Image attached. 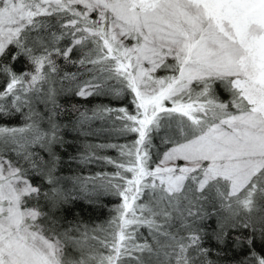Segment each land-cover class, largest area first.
Here are the masks:
<instances>
[{
	"label": "snow or ice",
	"instance_id": "obj_1",
	"mask_svg": "<svg viewBox=\"0 0 264 264\" xmlns=\"http://www.w3.org/2000/svg\"><path fill=\"white\" fill-rule=\"evenodd\" d=\"M0 264H264V0H0Z\"/></svg>",
	"mask_w": 264,
	"mask_h": 264
},
{
	"label": "trees",
	"instance_id": "obj_2",
	"mask_svg": "<svg viewBox=\"0 0 264 264\" xmlns=\"http://www.w3.org/2000/svg\"><path fill=\"white\" fill-rule=\"evenodd\" d=\"M91 142H96L95 139L93 138V140ZM68 151L71 153L74 151V149L70 148L68 149ZM109 155H115V153H108ZM101 168L98 167L97 165H91L89 167H85L83 168L82 170V174L83 175H89V174H92L96 171H100ZM110 170V169H109ZM115 201H113L114 203ZM107 203V201H106ZM107 208L105 209H101V210H96V211H93L91 209H86L85 212H84V218L85 219H88L89 217H92L93 219H95L96 216H99L101 219H103L105 216H107Z\"/></svg>",
	"mask_w": 264,
	"mask_h": 264
}]
</instances>
